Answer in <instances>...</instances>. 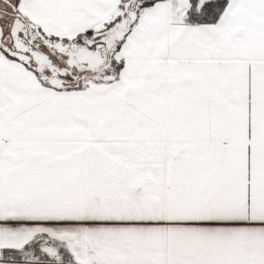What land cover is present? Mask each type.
Segmentation results:
<instances>
[{
  "label": "snow or ice",
  "instance_id": "1",
  "mask_svg": "<svg viewBox=\"0 0 264 264\" xmlns=\"http://www.w3.org/2000/svg\"><path fill=\"white\" fill-rule=\"evenodd\" d=\"M0 264H264V0H0Z\"/></svg>",
  "mask_w": 264,
  "mask_h": 264
}]
</instances>
